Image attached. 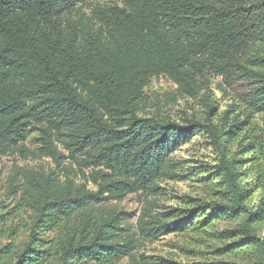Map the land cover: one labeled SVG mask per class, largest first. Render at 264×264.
<instances>
[{
    "label": "trees",
    "instance_id": "16d2710c",
    "mask_svg": "<svg viewBox=\"0 0 264 264\" xmlns=\"http://www.w3.org/2000/svg\"><path fill=\"white\" fill-rule=\"evenodd\" d=\"M88 2L0 0V157L34 156L24 143L37 131L36 156L57 169L74 163L83 180L15 167L13 201L0 205V264H237L132 254L139 240L229 221L236 226L221 236L232 242L220 252L264 264V127L253 121L264 114V0H125L96 9L97 28L67 18ZM161 76L190 96L209 92L212 77L251 91L242 112L219 113L202 95L204 121L139 116L145 88ZM196 135L215 151L203 179L215 201L146 209L125 234L135 216L102 205L180 178L171 156Z\"/></svg>",
    "mask_w": 264,
    "mask_h": 264
},
{
    "label": "rangeland",
    "instance_id": "374dc122",
    "mask_svg": "<svg viewBox=\"0 0 264 264\" xmlns=\"http://www.w3.org/2000/svg\"><path fill=\"white\" fill-rule=\"evenodd\" d=\"M124 1L90 0L67 18L74 21L80 19L89 25L93 22L92 25L97 28L98 24L94 22L93 12L98 8L123 7ZM210 80L209 92L203 90L197 96H190L187 93L179 92L176 85L164 76L152 79L144 90L143 100L139 106V116L170 119L178 123H183L185 119L191 118L204 121L207 117L202 97L204 94L209 95L216 102L215 105L219 113L230 105H236L237 111H243L242 104L247 99L251 87L237 83L228 89L219 78L212 77ZM253 121L264 127V114L254 116ZM38 138L39 132L33 131L24 143V147L33 152L34 156L27 159L17 155L0 157V205L10 206L13 201L12 195L9 194V182L15 172V167L46 175L52 174L57 176L60 181L68 178L75 183L83 182L74 163L64 160L61 168L57 169L50 158L36 156L40 153ZM56 147L62 155H68L60 143L56 142ZM215 157L214 149L204 137L196 135L188 144L181 146L171 156L172 165H174L172 172L181 175L180 178H164L158 181L159 192L157 194H131L122 201H109L102 206L109 211L125 212L135 216L123 224L125 234L130 235L134 233L137 217L146 209H151L152 213H161L170 209H192L197 205L215 201L213 184L203 180L207 175L205 170L215 165ZM197 168L201 170H196ZM87 187L94 189L91 184H88ZM256 195L255 193L253 200H256ZM235 226L236 224L231 221L221 222V224L213 225L199 232L189 229L183 233L168 234L152 243L139 240L132 254L136 258L144 255L165 258L179 263L225 261L237 264H256L250 254L220 252L221 248L232 242L221 236L222 233ZM257 233L260 237H264V221L257 225ZM119 264L131 263L127 258H123Z\"/></svg>",
    "mask_w": 264,
    "mask_h": 264
}]
</instances>
